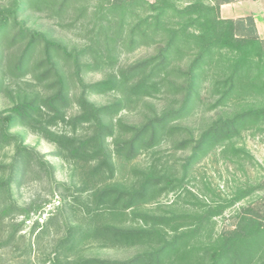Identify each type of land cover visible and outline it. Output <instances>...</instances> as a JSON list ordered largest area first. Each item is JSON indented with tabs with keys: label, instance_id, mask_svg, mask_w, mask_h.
<instances>
[{
	"label": "trees",
	"instance_id": "1",
	"mask_svg": "<svg viewBox=\"0 0 264 264\" xmlns=\"http://www.w3.org/2000/svg\"><path fill=\"white\" fill-rule=\"evenodd\" d=\"M4 1L0 68L7 62L15 80L28 89L30 75L45 93L22 91L0 109V151L11 150L9 164L0 166V219L28 217L13 202L11 191L32 168L50 175L39 154L12 133L24 128L53 146L54 156L69 172V181L55 186L77 221L64 223L50 264H264V178L256 185L237 186L229 199H201L187 187L190 171L216 150L239 166H258L237 145L246 130L264 133V40L252 17L222 18L220 7L231 0H187L181 5L176 0H98L92 10L81 5L83 0ZM27 9L47 11L65 27L80 25L88 44L68 48L27 26L21 19ZM140 47L153 53L118 65L123 52ZM11 49H16L13 57H6ZM63 64L72 68L73 98ZM87 70L103 78L86 83L82 73ZM203 89L209 110L230 108L231 113L173 143L175 150L185 152L178 169L173 165L163 170L157 158L144 170L131 168V179H116L119 168L185 131L178 121L202 103ZM6 90L1 80L0 92ZM165 95L173 96V105L139 125L117 117ZM95 96L111 100L97 104ZM168 192L191 194L196 203L182 213L146 212L145 205ZM250 197L261 208L242 206L232 229L211 234L214 217ZM90 245L136 252L125 260L87 257L82 253Z\"/></svg>",
	"mask_w": 264,
	"mask_h": 264
},
{
	"label": "rangeland",
	"instance_id": "2",
	"mask_svg": "<svg viewBox=\"0 0 264 264\" xmlns=\"http://www.w3.org/2000/svg\"><path fill=\"white\" fill-rule=\"evenodd\" d=\"M153 2L154 0H146ZM187 0H176L181 5ZM209 2V0H207ZM234 1V0H232ZM81 5L89 10L98 6V0H83ZM5 6V1L0 0V7ZM222 6V5H221ZM220 16L222 14L220 13ZM21 19L25 20L26 25L47 33L52 39L65 44L68 48H82L88 44L86 30H82L80 25L75 27H65L60 25V21L52 17L47 11L34 12L27 9ZM68 22V21H66ZM16 50V49H15ZM11 49L6 52L12 58ZM153 53V49L140 47L120 55L118 65L124 67L147 55ZM14 54V53H13ZM7 62H3L0 68V81H4L7 86L5 93L0 92V109L9 107L17 100V96L22 91L29 93H45L40 86L31 80V87L25 86V82L15 80L6 67ZM63 72L69 79L70 88L72 84V68L70 65L63 64ZM82 77L86 83L96 82L103 78V74L96 70L83 71ZM73 98V96H72ZM201 104L196 107L185 119L178 121L180 126L185 129L180 135L173 137L170 141L162 144L155 152L140 154L136 159L125 164V167L117 170L116 179H131V168L144 170L152 160L159 159V165L163 170H168L175 165L181 158H184L185 152L174 149V142L184 137L196 135L203 127L219 116L228 115L231 109L209 110L210 104L208 91H201ZM97 104H105L111 100L108 96H95L92 98ZM173 105V96L165 95L158 99L142 101L139 105L129 110H124L117 117L129 125H139L146 118L155 114H160ZM74 111L69 109V112ZM12 133L19 134L24 144L36 151L41 160L45 162V168H48L50 175L37 167L32 168L17 185L12 186L11 197L16 206L25 208L28 211V217L10 214L4 219H0V264H50L49 257L56 241L63 234L65 222H76L77 217L69 212L68 207L64 206L63 198L65 194L58 190L55 182L67 183L69 181V172L66 165L54 156V147L48 144L40 137L31 134L24 128H15ZM237 145L244 147L249 152L252 159L258 164L251 167L247 162L236 164V159L230 155L221 154L220 150L211 152L203 158L190 171L187 178V187L192 191L195 197L206 199L218 198L229 199L235 192L236 187H246V185H256L264 178V133H254L252 130H246L237 140ZM11 150L6 148L0 151V166L7 165L10 162ZM4 167L0 168V177ZM175 172V171H174ZM259 194V193H258ZM264 193L260 196H263ZM245 199L235 206L226 209L222 214L212 220V235L220 234L230 230L236 223V213L243 206H250L254 211L262 205L255 200ZM0 200V209L3 207ZM196 200L186 193L168 192L151 203L145 205L146 212L152 214H170L182 213L191 210ZM136 249H99L96 246H87L83 250V255L108 260H125L131 257Z\"/></svg>",
	"mask_w": 264,
	"mask_h": 264
},
{
	"label": "crops",
	"instance_id": "3",
	"mask_svg": "<svg viewBox=\"0 0 264 264\" xmlns=\"http://www.w3.org/2000/svg\"><path fill=\"white\" fill-rule=\"evenodd\" d=\"M225 19L252 17L259 37L264 40V0H234L220 7Z\"/></svg>",
	"mask_w": 264,
	"mask_h": 264
}]
</instances>
